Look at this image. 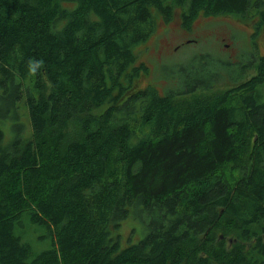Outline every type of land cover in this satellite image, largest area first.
Masks as SVG:
<instances>
[{
  "label": "trees",
  "instance_id": "obj_1",
  "mask_svg": "<svg viewBox=\"0 0 264 264\" xmlns=\"http://www.w3.org/2000/svg\"><path fill=\"white\" fill-rule=\"evenodd\" d=\"M175 14L264 35V0H0V264H264V56L196 54L137 88L136 47ZM129 216L144 234L120 248Z\"/></svg>",
  "mask_w": 264,
  "mask_h": 264
},
{
  "label": "rangeland",
  "instance_id": "obj_2",
  "mask_svg": "<svg viewBox=\"0 0 264 264\" xmlns=\"http://www.w3.org/2000/svg\"><path fill=\"white\" fill-rule=\"evenodd\" d=\"M253 49L264 56V35L252 34L251 27L242 20L229 15L199 16L192 22L189 30H184L175 14L171 21L159 22L152 35L136 47L137 60L144 63L148 74L141 75L135 85L137 88H143L153 82L160 92L166 82L159 77L158 72L164 67L204 53L209 54L212 59H220L226 64L234 65L240 60L244 61ZM21 111L24 110L21 108ZM21 119L26 122L24 116ZM12 128V122L9 120H5L1 125L5 142L10 140L14 133L18 134V131ZM15 232H22V241L27 242L34 253L51 246L49 229L44 225L24 221ZM115 234L120 236V248L134 244L144 234L142 222L134 216H129L120 222Z\"/></svg>",
  "mask_w": 264,
  "mask_h": 264
},
{
  "label": "clouds",
  "instance_id": "obj_3",
  "mask_svg": "<svg viewBox=\"0 0 264 264\" xmlns=\"http://www.w3.org/2000/svg\"><path fill=\"white\" fill-rule=\"evenodd\" d=\"M42 66V61L30 59L27 63V69L30 74H36L37 69Z\"/></svg>",
  "mask_w": 264,
  "mask_h": 264
},
{
  "label": "water",
  "instance_id": "obj_4",
  "mask_svg": "<svg viewBox=\"0 0 264 264\" xmlns=\"http://www.w3.org/2000/svg\"><path fill=\"white\" fill-rule=\"evenodd\" d=\"M226 46V45H225Z\"/></svg>",
  "mask_w": 264,
  "mask_h": 264
}]
</instances>
